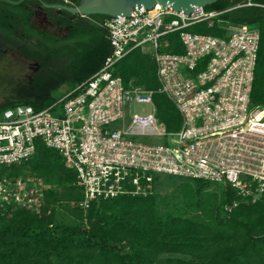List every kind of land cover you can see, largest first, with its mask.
I'll list each match as a JSON object with an SVG mask.
<instances>
[{
    "label": "built area",
    "instance_id": "2783aa9c",
    "mask_svg": "<svg viewBox=\"0 0 264 264\" xmlns=\"http://www.w3.org/2000/svg\"><path fill=\"white\" fill-rule=\"evenodd\" d=\"M255 5L247 0L246 6ZM224 13L157 5L100 22L113 52L99 72L44 110L17 106L0 116V210L36 212L44 205V182L1 175L32 159L39 144L58 151L77 172L84 210L94 200L146 196L159 174L229 184L253 200L264 194V109L251 102L261 34L249 25H224L222 36L190 31ZM171 35H178L174 45L184 53L169 51ZM147 45L159 89L127 88L115 68ZM157 93L176 106L181 130L169 132L159 120ZM133 104L150 105L152 113L129 116Z\"/></svg>",
    "mask_w": 264,
    "mask_h": 264
},
{
    "label": "trees",
    "instance_id": "16d2710c",
    "mask_svg": "<svg viewBox=\"0 0 264 264\" xmlns=\"http://www.w3.org/2000/svg\"><path fill=\"white\" fill-rule=\"evenodd\" d=\"M51 1L0 0V37L10 43L18 36L41 38L48 45L42 53L31 50L42 70L31 83L17 84L16 95L0 106V116L17 106L48 108L57 102L51 96L54 89L69 83L70 91L74 90L99 72L113 52L109 32L99 24L105 16H92L97 22L84 21L62 11L57 20L69 29L66 38L58 39L50 31L40 33L32 23L35 6L60 2ZM70 1L71 6L80 4V0ZM254 3L220 0L206 9L225 13L212 24H198L190 31L222 36L224 25L258 27L261 45L251 102L252 108L264 109V0ZM177 37H168L173 41L169 51L182 54L183 46L174 45ZM150 52L149 45L138 48L116 66L114 74L127 88L136 82L158 91ZM154 102L167 130H181L183 119L174 103L159 93ZM5 173L35 177L47 188L39 211L0 210V264H264V194L253 201L229 184L186 178L178 189L184 201L178 202L176 195L155 192V177L146 196L94 200L84 210L79 207L84 195L77 172L66 166L58 151L43 144L32 159L22 166L5 167L1 175ZM210 186H220L222 192L206 193ZM60 210L74 223H63Z\"/></svg>",
    "mask_w": 264,
    "mask_h": 264
},
{
    "label": "rangeland",
    "instance_id": "374dc122",
    "mask_svg": "<svg viewBox=\"0 0 264 264\" xmlns=\"http://www.w3.org/2000/svg\"><path fill=\"white\" fill-rule=\"evenodd\" d=\"M253 27L256 29L258 28L257 26ZM8 57L9 59L6 61L4 59H0V106L16 95L15 90L17 89V83L27 84L31 79L33 80L35 76V74L30 71V68L25 62L13 60L11 59L10 55H8ZM70 89L71 87L69 83L63 84L59 88L54 89L51 96L52 98L59 100L61 97L65 96L70 91ZM128 113L129 116H133L135 114L149 115L152 113V106L146 104H133L128 107ZM155 142L158 144L161 141ZM157 178L158 185L155 192L164 196L168 195L174 197L176 195L175 197H177L176 200L178 202L184 201V197L181 193L179 194L178 189L183 183L186 182L185 177L159 174ZM222 189L223 188L220 186H210L205 190V192L219 195L222 192ZM261 194H254L255 199L253 201H257L260 197H262L263 194ZM61 211L62 210H60L58 214L59 219L62 220L63 223L73 224L74 219Z\"/></svg>",
    "mask_w": 264,
    "mask_h": 264
},
{
    "label": "flooded vegetation",
    "instance_id": "af4514ba",
    "mask_svg": "<svg viewBox=\"0 0 264 264\" xmlns=\"http://www.w3.org/2000/svg\"><path fill=\"white\" fill-rule=\"evenodd\" d=\"M51 1V0H50ZM59 3H46L44 6H35V15L33 17L32 23L38 28L40 33L48 32L57 35L58 39H65L66 33L69 29L64 30L58 22V15L62 14L61 9L50 8L53 5H68L71 6L70 0H59ZM245 1V0H239ZM52 2V1H51ZM68 2V3H67ZM52 11V12H51ZM79 16H76V19H79ZM7 17V16H6ZM82 17V16H81ZM8 18V17H7ZM84 21H93L91 17H83ZM94 22V21H93ZM3 44L0 43V59L5 61L9 59L8 55L11 56L13 60H20L27 64L30 68V71L34 74L42 70V65L39 61L33 60V52L31 50L35 49L38 53H42L44 48H47L48 45L41 38H27L25 36H18L15 38L14 42L10 43L4 37H0ZM0 40V41H1ZM63 47H66L65 45ZM41 57V56H40ZM35 57V58H40ZM32 82V79L29 83ZM19 84V83H17Z\"/></svg>",
    "mask_w": 264,
    "mask_h": 264
},
{
    "label": "water",
    "instance_id": "95a60500",
    "mask_svg": "<svg viewBox=\"0 0 264 264\" xmlns=\"http://www.w3.org/2000/svg\"><path fill=\"white\" fill-rule=\"evenodd\" d=\"M220 0H80L77 6L53 5L50 8H58L75 16L92 17L105 16L110 18L131 17L136 7L154 9L157 5H172L177 11L190 14L196 7L207 8ZM239 1V0H235Z\"/></svg>",
    "mask_w": 264,
    "mask_h": 264
},
{
    "label": "crops",
    "instance_id": "0c3cea01",
    "mask_svg": "<svg viewBox=\"0 0 264 264\" xmlns=\"http://www.w3.org/2000/svg\"><path fill=\"white\" fill-rule=\"evenodd\" d=\"M185 50V49H184ZM153 63H154V61H153ZM155 64V63H154ZM155 66H156V64H155ZM156 69H157V66H156ZM131 85H137V83L136 82H133ZM137 86H139V85H137Z\"/></svg>",
    "mask_w": 264,
    "mask_h": 264
}]
</instances>
